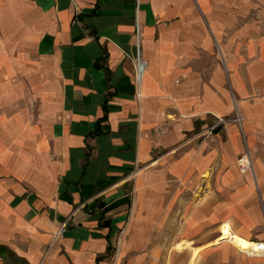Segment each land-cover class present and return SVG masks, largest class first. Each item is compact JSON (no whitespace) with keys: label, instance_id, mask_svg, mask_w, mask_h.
I'll use <instances>...</instances> for the list:
<instances>
[{"label":"crops","instance_id":"1","mask_svg":"<svg viewBox=\"0 0 264 264\" xmlns=\"http://www.w3.org/2000/svg\"><path fill=\"white\" fill-rule=\"evenodd\" d=\"M253 6L0 0V264H110L121 231L149 213L156 250L180 264H264L217 241L224 223L264 241V21ZM232 95L254 174L239 168L236 123L209 132L233 115Z\"/></svg>","mask_w":264,"mask_h":264},{"label":"rangeland","instance_id":"2","mask_svg":"<svg viewBox=\"0 0 264 264\" xmlns=\"http://www.w3.org/2000/svg\"><path fill=\"white\" fill-rule=\"evenodd\" d=\"M245 2L248 5H254L253 8L257 7L258 16L257 14L254 15L255 13H253V16H256L258 19L260 18L261 21H264V0H245ZM247 14L248 16L252 15L250 10ZM232 97L235 104L233 115L227 117H216V121L209 127V132H212L214 126L226 125L230 122L235 123L232 119L235 117V115H238L242 119V122L240 124L236 123L240 127V132L244 144V150L242 153H244L246 147L249 148L251 152L242 128L243 115L239 109L237 99H235L233 95ZM242 153L239 155V157L242 155ZM198 191L202 192V187H200ZM198 194L196 195V197H198ZM149 214L150 215H148L147 218L135 219L133 222H131L130 226L126 230L121 231V233L119 234V239H115L114 246L112 244V248L114 247V251H111L108 256L110 264H157L156 262H158V264L182 263L181 261L184 260V257H176L173 260L171 259V250H165L163 251V253H160V251L156 250L155 242L159 239V235H156L154 231V220L153 218H151L153 213ZM186 243L187 242L185 241L179 243L177 245V248L180 249L183 244Z\"/></svg>","mask_w":264,"mask_h":264},{"label":"built area","instance_id":"3","mask_svg":"<svg viewBox=\"0 0 264 264\" xmlns=\"http://www.w3.org/2000/svg\"><path fill=\"white\" fill-rule=\"evenodd\" d=\"M141 27L142 26H141L140 20L138 16H136L135 17L134 39H135V44L137 47V52H136V55L133 57V63H134L135 78L139 85L142 82L143 75H144V72L147 66V61L143 57V54L141 51V39H142L141 38L142 37ZM232 120L238 124L242 122L241 117H239L238 115L237 116L235 115V117ZM238 165L242 172H250L254 174L253 159H252V155H251L249 148L246 147V150L244 151V153H242V155L239 157ZM62 233H63V227L54 234V240H56ZM244 252L248 254H258V255L264 256V241L255 242V245L245 248Z\"/></svg>","mask_w":264,"mask_h":264},{"label":"bare ground","instance_id":"4","mask_svg":"<svg viewBox=\"0 0 264 264\" xmlns=\"http://www.w3.org/2000/svg\"><path fill=\"white\" fill-rule=\"evenodd\" d=\"M220 229H221L220 237L217 239V241L221 239H229L236 247H238L242 251H244V249L247 247L255 245V242H250L248 239L234 233L229 223H224V225H222ZM197 250L198 249H195V253Z\"/></svg>","mask_w":264,"mask_h":264}]
</instances>
